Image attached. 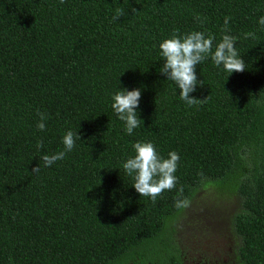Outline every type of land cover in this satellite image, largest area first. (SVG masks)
I'll use <instances>...</instances> for the list:
<instances>
[{
    "label": "trees",
    "instance_id": "1",
    "mask_svg": "<svg viewBox=\"0 0 264 264\" xmlns=\"http://www.w3.org/2000/svg\"><path fill=\"white\" fill-rule=\"evenodd\" d=\"M261 17L264 0H0V264H182L176 202L210 181L233 183L241 200L234 264H264ZM176 30L213 35V52L237 37L246 71L207 58L190 96L208 99L188 106L159 71ZM120 88L141 90L131 135L111 107ZM69 130L81 141L45 167ZM137 142L180 157L175 187L155 201L123 168Z\"/></svg>",
    "mask_w": 264,
    "mask_h": 264
},
{
    "label": "clouds",
    "instance_id": "2",
    "mask_svg": "<svg viewBox=\"0 0 264 264\" xmlns=\"http://www.w3.org/2000/svg\"><path fill=\"white\" fill-rule=\"evenodd\" d=\"M63 2V0H62ZM133 14L136 13L132 9ZM125 15L122 7L116 9L114 20H118ZM230 18H225V30ZM197 20L200 17L197 16ZM260 25H264V17L259 20ZM245 39H255V33L249 32L244 34ZM215 37L211 34L205 35L204 32L193 31L188 34L181 35L178 30L174 31L171 38L165 39L160 45L161 56L163 57V67L159 69L160 74L167 77V80L173 81L178 89L179 98L188 106L202 104L206 99L200 100L190 96L196 91L198 83L203 86V81L198 82L196 76L197 65L211 58L214 64L219 67L223 66L224 70L232 73H243L246 70V63L239 54L236 43L237 37L225 34L221 41L216 45L213 52V42ZM141 99V90L121 89L113 96L111 105L117 118L124 122L127 134L131 135L133 130L141 125L142 120L139 119L136 109L139 107ZM40 122L37 128L44 131L46 128L45 121L48 117L44 113L38 112ZM81 137L78 132L74 133L69 130L63 136V151H59L52 155L42 156L45 167H50L54 162L64 159L67 152L73 150L76 142ZM43 146V141L38 142L37 148ZM135 155L128 158L123 164V168L128 176L134 178L135 183L132 187L140 196H148L153 201L165 190H171L177 183L175 172L178 167L179 154L175 151L169 152L168 157L164 158L156 150V146L152 142H137L133 145ZM40 165L32 169L33 174H38ZM182 193V189H181ZM189 201L187 199L177 200L176 207H187Z\"/></svg>",
    "mask_w": 264,
    "mask_h": 264
},
{
    "label": "rangeland",
    "instance_id": "3",
    "mask_svg": "<svg viewBox=\"0 0 264 264\" xmlns=\"http://www.w3.org/2000/svg\"><path fill=\"white\" fill-rule=\"evenodd\" d=\"M240 197L229 181L204 182L192 194L170 225L172 242L182 264H234L239 238L233 216Z\"/></svg>",
    "mask_w": 264,
    "mask_h": 264
}]
</instances>
